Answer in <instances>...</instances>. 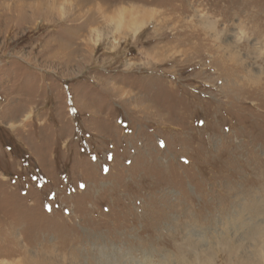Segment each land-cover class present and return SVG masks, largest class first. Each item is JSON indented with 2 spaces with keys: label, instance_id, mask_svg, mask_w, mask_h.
Returning a JSON list of instances; mask_svg holds the SVG:
<instances>
[{
  "label": "rangeland",
  "instance_id": "rangeland-1",
  "mask_svg": "<svg viewBox=\"0 0 264 264\" xmlns=\"http://www.w3.org/2000/svg\"><path fill=\"white\" fill-rule=\"evenodd\" d=\"M0 264H264V0H0Z\"/></svg>",
  "mask_w": 264,
  "mask_h": 264
},
{
  "label": "snow or ice",
  "instance_id": "snow-or-ice-1",
  "mask_svg": "<svg viewBox=\"0 0 264 264\" xmlns=\"http://www.w3.org/2000/svg\"><path fill=\"white\" fill-rule=\"evenodd\" d=\"M71 110H72V111H75L74 108L71 109ZM161 146H163V142H161ZM92 158L95 159V156H93ZM108 158H109V159H112L113 157H112V155L110 154ZM103 170H104L105 172H108V171H109V168H108L107 166H104ZM80 187H81V188H84L85 185L81 184ZM45 209L48 210V211H51V205H47V204H46V205H45Z\"/></svg>",
  "mask_w": 264,
  "mask_h": 264
},
{
  "label": "bare ground",
  "instance_id": "bare-ground-1",
  "mask_svg": "<svg viewBox=\"0 0 264 264\" xmlns=\"http://www.w3.org/2000/svg\"><path fill=\"white\" fill-rule=\"evenodd\" d=\"M89 20V19H88ZM81 27H83V26H81ZM88 27V26H87ZM90 27V26H89ZM84 28H85V26H84ZM82 29V28H81Z\"/></svg>",
  "mask_w": 264,
  "mask_h": 264
}]
</instances>
